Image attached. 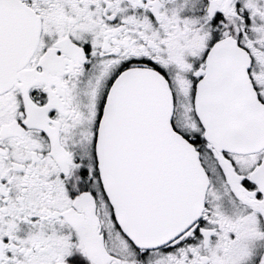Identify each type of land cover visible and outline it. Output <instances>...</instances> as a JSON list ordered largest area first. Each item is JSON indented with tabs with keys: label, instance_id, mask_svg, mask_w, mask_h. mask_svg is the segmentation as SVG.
Listing matches in <instances>:
<instances>
[{
	"label": "snow or ice",
	"instance_id": "snow-or-ice-1",
	"mask_svg": "<svg viewBox=\"0 0 264 264\" xmlns=\"http://www.w3.org/2000/svg\"><path fill=\"white\" fill-rule=\"evenodd\" d=\"M0 264H264V0H0Z\"/></svg>",
	"mask_w": 264,
	"mask_h": 264
}]
</instances>
